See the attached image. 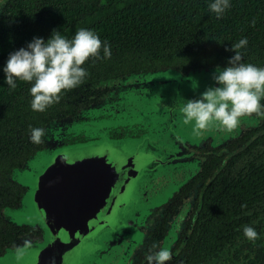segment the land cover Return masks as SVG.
Wrapping results in <instances>:
<instances>
[{
  "label": "trees",
  "instance_id": "trees-1",
  "mask_svg": "<svg viewBox=\"0 0 264 264\" xmlns=\"http://www.w3.org/2000/svg\"><path fill=\"white\" fill-rule=\"evenodd\" d=\"M39 2H44V10L28 26L17 30L6 21L0 25V66L9 53L34 36L47 40L53 29L68 38L82 27L91 29L101 41H108L111 56L86 61L83 67L88 75L83 83L63 92L43 112L30 109L28 82L18 80L10 89L0 72V257L19 248L23 237L21 228L7 217L26 192L14 180V171L46 147L44 137L39 144L29 141L30 125L46 129L54 122L79 119L128 76L161 70L188 74L223 67L234 54L225 49L244 37L248 43L241 50L243 62L264 67V0H230V8L219 19L208 10V0ZM29 5L28 12L38 13L35 4ZM258 138L251 146L264 144V135ZM247 153L223 155L208 164L212 177L206 187L209 207L193 224L186 264H230L233 255L235 263L264 264V243L249 253L231 248V239L243 238L242 225H252L259 236L264 230V162L245 158ZM235 167L239 169L236 176L232 174Z\"/></svg>",
  "mask_w": 264,
  "mask_h": 264
},
{
  "label": "water",
  "instance_id": "water-1",
  "mask_svg": "<svg viewBox=\"0 0 264 264\" xmlns=\"http://www.w3.org/2000/svg\"><path fill=\"white\" fill-rule=\"evenodd\" d=\"M166 74L175 73L167 70L135 74L118 82L121 107L117 105V110L144 108L152 94L148 90L147 96V90L139 86L147 81L152 84L162 80ZM198 75L201 73L190 75L183 82L195 98L190 79ZM174 85L173 80L165 96L155 98V103L141 112V119L134 122L146 124L150 116L175 115L174 98L181 100V107L182 99L191 95L186 88L179 91V87H175L174 91L171 88ZM122 86L128 87L120 90ZM114 104L96 103L85 109L79 119L49 124L45 129V149L14 171V180L26 192L20 205L8 211V217L18 226L39 228L43 237L39 243L28 246L27 239L22 238L19 248L10 249L0 257V264H49L51 258L55 259V264H100L99 259L104 260L108 255L116 263L117 251L111 250L109 244L115 246L122 236L124 242L119 247H123L125 264H128L131 251L141 237L137 222L149 208L167 200L177 189L176 183L187 180L179 175L185 169L180 170L179 162L172 157L178 156L183 147L179 142L170 141L176 138L182 144L193 137H170L166 129L158 127L141 138L112 140L104 131L114 122L98 117L109 112L119 116L117 110H106ZM89 126L95 130L106 129L96 131L94 140L63 144L65 139L81 135ZM52 141L56 142L54 146H51ZM174 173L179 176L172 180Z\"/></svg>",
  "mask_w": 264,
  "mask_h": 264
},
{
  "label": "flooded vegetation",
  "instance_id": "flooded-vegetation-1",
  "mask_svg": "<svg viewBox=\"0 0 264 264\" xmlns=\"http://www.w3.org/2000/svg\"><path fill=\"white\" fill-rule=\"evenodd\" d=\"M29 4H35V8L38 9V13H30L27 10ZM39 10H44V2H39V0H0V25L6 21V25L11 26L17 30H20L24 25L28 26L29 20L36 18L39 14ZM212 69L193 71L188 74H182L177 71H173L175 74L171 76V79L163 82L164 87H170V82L175 81L174 87L183 90L186 88L188 90V85L183 83L186 77L193 74H198L202 72H207ZM163 71V70H161ZM160 72V71H157ZM172 75V74H170ZM198 78V77H197ZM197 78L190 79V85L193 91L196 92ZM125 80V79H123ZM121 80V81H123ZM177 80V81H176ZM120 81V83H121ZM210 83L212 80H209ZM142 83L139 87L143 90H147L145 93L148 96V90L151 84ZM118 87V86H117ZM128 86H122L120 90H125ZM190 93V90H188ZM111 94V95H110ZM186 95H188L185 92ZM110 95L109 104L115 103L112 107L106 108L114 112L117 110V105L121 107L120 97L118 96L117 89L106 94L100 102L106 101L107 96ZM144 97L145 95L142 94ZM191 95V93H190ZM188 99H196L192 95ZM186 99V100H188ZM148 100H154L153 95L149 96ZM123 101V98L122 100ZM148 102V101H147ZM147 102L143 107H135L132 110H117L120 113L119 116H114V114L103 115L98 117L105 122L113 121L112 127L107 130V136L112 140H119L125 138H141L149 131L155 132L160 124H164L161 128L167 130L170 137H193L189 141L180 144L179 139L173 138L170 142L173 144L179 142L178 144L183 147L180 149L178 156L173 155V159L177 160L178 168L180 170L185 169V172H181L179 175L187 177L186 182L182 184H175L176 190L172 193L170 197L164 202L157 204L154 207L149 208L143 219L137 223H140L137 227L138 231L141 233V238L139 242L131 251L130 259L128 264H146L144 260V254L148 247L156 242L161 247H166L171 252L170 261L166 264H186L187 260V246L191 238V230L193 224L196 222L198 217H202V212L206 211L209 207L207 200L206 187L211 183L212 177L209 176L211 172L208 164H210L215 158H220L221 156L232 157L239 152L247 150V156L245 158L251 160L256 158V162H264V144L258 143L251 146L258 137L264 135V115L256 116H246L241 118V122L237 128L229 132H220L215 127H209L207 130H202L201 135L197 136L192 131V124H185L183 119H178V116H182L178 110L176 113H169V117L165 114L163 117L150 116L144 124V122H134L140 120L142 117V111L148 109ZM264 103V101H262ZM117 120V123H116ZM174 128L177 132L175 134L169 132ZM184 135V136H183ZM91 140L86 138L84 134L73 136L69 141L73 143L76 142H86ZM250 146V147H249ZM263 149V150H262ZM177 152V153H178ZM176 153V155H177ZM238 170L236 167L232 170L234 176L237 175ZM264 171V168L263 170ZM261 172V171H260ZM177 173L172 175V180H175ZM173 182L170 183V185ZM8 217V216H7ZM9 219V218H8ZM10 220V219H9ZM23 232V237L26 238L27 242L39 243L42 240L43 234L39 228H34L32 226H18ZM238 230V229H236ZM264 230H262L259 238L253 243L245 239L244 237L236 236L232 240L231 248L234 250H240L244 253L251 252V249L256 247V244L264 243ZM133 236V235H132ZM124 242V237L122 236L117 240V244L113 246L109 244L111 250L115 252L118 257L115 264H125V255L123 247L121 246ZM264 246V245H262ZM121 248L120 252L118 249ZM233 259L230 264L235 263V256H231ZM212 261V263H215Z\"/></svg>",
  "mask_w": 264,
  "mask_h": 264
},
{
  "label": "clouds",
  "instance_id": "clouds-1",
  "mask_svg": "<svg viewBox=\"0 0 264 264\" xmlns=\"http://www.w3.org/2000/svg\"><path fill=\"white\" fill-rule=\"evenodd\" d=\"M207 6L219 19L231 3L230 0H208ZM247 43L244 37L231 44V49H225L234 54L223 67L217 65L214 68L211 74L213 86L206 87L196 99H182L179 111L185 124L192 123L195 135H201L202 130L209 127L229 132L238 127L242 117L264 115V67L243 62L241 50ZM110 56L108 41H101L91 29L82 27L71 38L53 29L47 40L34 36L25 46L9 53L0 66V72L3 73L4 84L10 89L16 87L18 80L28 82L30 109L43 112L57 102L63 92L83 83L88 75L83 67L86 61L90 58L108 59ZM45 135V128L29 126L30 142L39 144ZM241 231L250 242L254 243L259 238L252 225H242ZM170 259V250L156 242L144 254L146 264H166ZM49 264H55V259L51 258Z\"/></svg>",
  "mask_w": 264,
  "mask_h": 264
},
{
  "label": "rangeland",
  "instance_id": "rangeland-1",
  "mask_svg": "<svg viewBox=\"0 0 264 264\" xmlns=\"http://www.w3.org/2000/svg\"><path fill=\"white\" fill-rule=\"evenodd\" d=\"M214 70V69H213ZM213 70H209L207 72H202L201 75H198V76H195V79L197 78V83L195 84L196 85V92H197V97H199L200 93L203 92L206 87H209V86H213V81L210 83L209 80H212L211 79V74L213 72ZM171 76H174V75H170V74H166L164 76H162V80H159V81H153L152 84L149 87V92L153 95L154 98L156 99H160L161 97H164L165 96V93H166V90L168 88H170L169 86H167L166 88L164 87L163 85V82H165L166 80L168 79H171ZM174 91H176V88H173ZM179 91H181V87L179 88ZM111 95V94H110ZM110 95H108L107 97V100L109 102V98H110ZM174 102H177V110L178 112L182 115V113L179 111V108H180V104H181V100H179L177 97L174 98L173 100ZM154 103V100H150V102H147V105H152ZM176 104V103H175ZM174 104V106H175ZM148 107V106H147ZM182 118V116H178V119L180 120ZM90 120V119H88ZM93 125L96 124V122H92ZM164 126V124H160L158 125L157 127H162ZM106 128L104 129H97L95 130L94 128L90 127L88 128V130H85L84 132H82V134H84V136H86V138H90L91 140H94L95 138H97L96 136V131H104ZM173 130V131H172ZM172 130H169V132L171 133H176L177 131L172 128ZM88 132V134H87ZM104 133H107V130L104 131ZM81 134V135H82ZM184 136V135H183ZM60 140V138H59ZM72 142V141H71ZM71 142L69 140L66 141V139L63 141V144L65 143L66 144H71ZM76 141H73V143H75ZM57 143L60 145V142L57 141ZM56 144V142H51V146H54ZM38 171H40L39 169H37ZM8 216V215H7ZM10 219V218H9ZM141 238V237H140ZM140 240V239H139ZM31 243L30 241L26 242V245H33L34 243L32 244H29ZM106 259V260H105ZM104 260L103 259H99L101 260V263L100 264H115L111 259L112 257H110V255L107 256V258H105Z\"/></svg>",
  "mask_w": 264,
  "mask_h": 264
}]
</instances>
